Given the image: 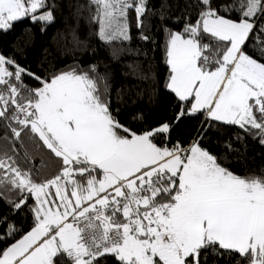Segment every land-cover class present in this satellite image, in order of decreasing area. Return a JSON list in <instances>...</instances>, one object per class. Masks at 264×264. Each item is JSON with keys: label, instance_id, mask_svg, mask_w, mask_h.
<instances>
[{"label": "snow or ice", "instance_id": "snow-or-ice-1", "mask_svg": "<svg viewBox=\"0 0 264 264\" xmlns=\"http://www.w3.org/2000/svg\"><path fill=\"white\" fill-rule=\"evenodd\" d=\"M88 6L106 44L131 40L130 13L140 30L156 15L149 0ZM187 7L176 17L182 29H165V86L178 110L143 131L114 113L110 76L97 64L41 76L0 54V120L11 133L0 144V199L18 211L34 198L33 226L20 239L0 219L8 225L0 241L14 240L0 248V264H207L208 254L224 253L264 264V169L235 174L202 146L212 122L254 129L264 144V0H196L194 22ZM59 9V0H0V30L27 18L45 31ZM71 36L83 43L76 29ZM139 38L151 40L143 31ZM125 50H113V59ZM25 75L39 86L24 85ZM198 115L203 131L185 145L181 123ZM25 134L57 158L55 174L43 158L39 168L25 167L33 158Z\"/></svg>", "mask_w": 264, "mask_h": 264}, {"label": "trees", "instance_id": "trees-1", "mask_svg": "<svg viewBox=\"0 0 264 264\" xmlns=\"http://www.w3.org/2000/svg\"><path fill=\"white\" fill-rule=\"evenodd\" d=\"M228 0H215L217 4L227 3ZM60 9L56 13L54 23L48 25L45 31L41 23H32L30 19L15 22L8 31L0 30V54L15 59L16 63L28 71L41 76H50L67 67L78 65L87 69L89 65L97 64L100 74L110 76V93L112 109L118 111V118L126 126L133 130L143 131L154 127L158 121L170 118L178 110V100L173 92L166 88L169 67L166 64V42L168 34L165 29L179 31L183 27V21L177 20L182 10H189L187 5L192 4L190 9L192 22L196 19V0H149V7L156 10V15H146L144 28L137 29L135 13H130L131 40L113 41L106 44L100 40L98 23L92 21L95 14L94 8L88 6V0H59ZM162 4L171 5L163 7ZM165 17V18H162ZM171 17V18H167ZM235 17V13L233 14ZM76 29L77 35L83 42L79 47L72 44L71 30ZM150 35L151 40H141L140 32ZM58 32L60 34H58ZM55 37V40L53 39ZM204 42H208L205 40ZM126 49L123 53L117 52L118 59H113V50ZM131 65L132 67H129ZM147 76V79H143ZM24 85L38 87L36 80L25 75ZM26 95V93H23ZM190 106V105H189ZM138 113H142L144 119H132ZM202 115L188 118L181 123L182 135L180 139L187 145L197 131H203L200 127ZM207 127V124H205ZM7 132L4 122L0 120V144ZM241 139H237V137ZM257 131L249 129L248 132L238 126L227 125L220 122H212L204 134L202 146L212 154L217 155L235 174L244 176L247 173L264 169V144H261ZM24 147L33 154L25 167L39 168L43 162L47 165L52 162L51 168H46L47 174H55L56 160L50 150L42 146V142L33 143L27 134L23 137ZM176 133H173V142ZM230 143L235 151L228 152L225 144ZM19 156H24V148H20ZM34 203V198L28 199V206L20 210H14L4 200L0 199V219L8 218V223L20 231L15 239H20L33 226V213L29 206ZM121 219L122 216L120 217ZM8 225H0V233L7 229ZM14 240L8 238L0 241V248H6ZM239 257L228 253L222 257L208 254L207 264H238ZM242 264H248L244 260Z\"/></svg>", "mask_w": 264, "mask_h": 264}]
</instances>
